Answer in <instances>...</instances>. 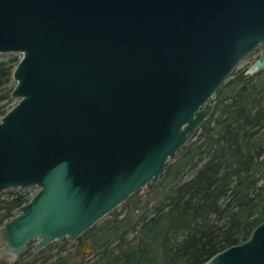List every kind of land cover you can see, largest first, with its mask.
Listing matches in <instances>:
<instances>
[{
  "label": "water",
  "instance_id": "water-1",
  "mask_svg": "<svg viewBox=\"0 0 264 264\" xmlns=\"http://www.w3.org/2000/svg\"><path fill=\"white\" fill-rule=\"evenodd\" d=\"M257 47L248 74L264 69V0H0V53L20 56L0 193L38 187L0 225V256L78 240L156 184ZM202 264H264V219Z\"/></svg>",
  "mask_w": 264,
  "mask_h": 264
},
{
  "label": "trees",
  "instance_id": "trees-1",
  "mask_svg": "<svg viewBox=\"0 0 264 264\" xmlns=\"http://www.w3.org/2000/svg\"><path fill=\"white\" fill-rule=\"evenodd\" d=\"M19 58L0 53V117L15 102ZM149 188L78 239L91 241L94 259L78 258L64 237L34 252L27 247L15 262L0 256V264H202L247 239L264 219V69H235L216 91L210 117ZM30 197V187L0 193V224Z\"/></svg>",
  "mask_w": 264,
  "mask_h": 264
},
{
  "label": "rangeland",
  "instance_id": "rangeland-1",
  "mask_svg": "<svg viewBox=\"0 0 264 264\" xmlns=\"http://www.w3.org/2000/svg\"><path fill=\"white\" fill-rule=\"evenodd\" d=\"M256 49V50H255ZM253 51H251L249 54H247L240 62H239V64L237 65V67L236 68H245V69H247L250 65H251V63L259 56V54H260V51H261V48L260 47H257V48H255ZM235 68V69H236ZM235 71V70H234ZM215 96V95H214ZM16 101H17V98H15V102L13 103V105L16 103ZM214 101V100H213ZM12 105V106H13ZM11 106V107H12ZM10 107V108H11ZM206 121V120H205ZM154 185V184H153ZM31 188V196L38 190V187H35V186H33V187H30ZM149 185H148V188H147V190H138L139 191V194H142V193H146V192H148L149 191ZM154 195H156V194H154ZM153 194H151L150 195V198H152V200H153ZM154 198H156L157 199V197H154ZM118 210H122L123 208H124V206H122L121 204L118 206V207H116ZM123 210H125V208L123 209ZM1 225V224H0ZM62 240H63V238H61V239H57V240H54L52 243H50L51 245H57V244H60L61 242H62ZM38 241V239L37 238H35V239H33L32 241H30L29 242V244H28V248L29 249H31V251L30 252H34L35 251V249H34V246H35V244H36V242ZM69 243L72 245L73 244V246H72V250H73V252H75L76 253V255H77V257L78 258H81L83 261H90V260H92V259H94L95 258V251H94V249H93V247H92V243H91V241H89V240H83V241H80V240H75V241H70L69 240ZM83 243H87L88 244V246L90 247V249H89V251H85V250H82L81 249V246H82V244ZM32 254V253H31ZM28 255H30V254H28ZM6 258H9V256H5Z\"/></svg>",
  "mask_w": 264,
  "mask_h": 264
}]
</instances>
